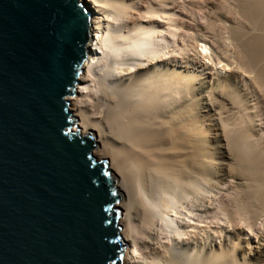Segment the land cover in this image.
Returning a JSON list of instances; mask_svg holds the SVG:
<instances>
[{"label":"bare ground","instance_id":"6f19581e","mask_svg":"<svg viewBox=\"0 0 264 264\" xmlns=\"http://www.w3.org/2000/svg\"><path fill=\"white\" fill-rule=\"evenodd\" d=\"M140 1L83 0L67 98L117 179L126 264H264V0ZM227 184L208 218L201 186Z\"/></svg>","mask_w":264,"mask_h":264},{"label":"water","instance_id":"95a60500","mask_svg":"<svg viewBox=\"0 0 264 264\" xmlns=\"http://www.w3.org/2000/svg\"><path fill=\"white\" fill-rule=\"evenodd\" d=\"M83 0H0V264H119L118 189L69 111Z\"/></svg>","mask_w":264,"mask_h":264},{"label":"rangeland","instance_id":"374dc122","mask_svg":"<svg viewBox=\"0 0 264 264\" xmlns=\"http://www.w3.org/2000/svg\"><path fill=\"white\" fill-rule=\"evenodd\" d=\"M141 1H143V0H141ZM140 1V3H139V5L142 3ZM152 1V0H151ZM151 1H149V0H147V2H151ZM154 1V0H153ZM145 2H146V0H144L143 1V5L145 6ZM138 5V9H140L141 8V6H139ZM137 9V10H138ZM142 11H143V9H142ZM224 72H222V74H223ZM82 74V72L80 71V75ZM223 75H226V73H224ZM131 81H132V79L131 80H129V83H131ZM79 85H78V83L76 84V88H75V90H74V94L77 92V87H78ZM74 94L72 95V96H74ZM71 96V97H72ZM205 96V98L207 99V100H209V96L208 95H204ZM70 97V96H69ZM68 97V98H69ZM243 100H244V102H246V103H250L251 101H252V98H251V95L249 94V95H245L244 96V98H243ZM204 102V101H203ZM175 104V103H174ZM174 106H176V104L174 105ZM173 108V107H172ZM69 109H70V105H69ZM71 112V111H70ZM75 122H76V125H77V128H78V130L80 131V132H82V130L79 128V121H78V119L77 118H75ZM86 135H88L90 138H91V140L94 142V149H93V153L95 152V150L98 148V145H97V137L95 136V135H93L92 133H87ZM103 162H105V165L107 166V168H108V173H109V176H110V178H111V180H112V182L115 184V186L117 187V179L115 178V176L113 175V173H112V171L111 170H109V160H107V159H104V160H102ZM203 189H204V187H205V190L206 191H212L211 193H203V195H204V197H206V199H204V206H208V208H211V209H214L215 208V210H211L212 211V215L211 214H207V217L208 218H212V217H214L216 214H217V216H220V218H224L221 214H222V210H221V208L223 209V204L221 203V202H223L224 200L225 201H227V204H229V205H235V206H237V195H236V192L235 191H233V190H229V187H231L230 186V184H227L226 186H224V187H222V189L220 188V190H217V189H215V188H213V189H210L211 187H209L208 188V186L206 187V186H201ZM214 190V191H213ZM235 192V193H234ZM228 194H230V195H228ZM206 195V196H205ZM217 195V196H216ZM222 196V197H221ZM219 197V198H218ZM233 197H234V199H233ZM235 197H236V199H235ZM122 199V195L121 194H119L118 193V196H117V198L115 199V202H114V209H115V212L117 213V215H118V220H119V218L121 217V211L116 207V205L119 203V201ZM221 199V200H220ZM221 202H220V201ZM233 200V201H232ZM236 201V202H235ZM217 202V203H216ZM231 203V204H230ZM209 204H210V206H209ZM219 208V209H218ZM254 209V208H253ZM255 210H259V208H255ZM213 212H215L214 214H213ZM221 214H220V213ZM117 220V221H118ZM117 223V222H116ZM260 223V222H259ZM117 228H118V233H119V236H120V242H122L125 246H124V250H123V254L121 255V257L119 258V264H126V260H127V257H128V251H129V246H128V243H127V241H125L126 239H125V237L122 235V228L119 226H117ZM246 230V229H245ZM120 249H121V246H120Z\"/></svg>","mask_w":264,"mask_h":264},{"label":"trees","instance_id":"16d2710c","mask_svg":"<svg viewBox=\"0 0 264 264\" xmlns=\"http://www.w3.org/2000/svg\"><path fill=\"white\" fill-rule=\"evenodd\" d=\"M120 246H121V249H120V255H122L123 254V250H124V244L122 243V242H120Z\"/></svg>","mask_w":264,"mask_h":264},{"label":"built area","instance_id":"2783aa9c","mask_svg":"<svg viewBox=\"0 0 264 264\" xmlns=\"http://www.w3.org/2000/svg\"><path fill=\"white\" fill-rule=\"evenodd\" d=\"M90 36L92 37V27H91V30H90Z\"/></svg>","mask_w":264,"mask_h":264}]
</instances>
